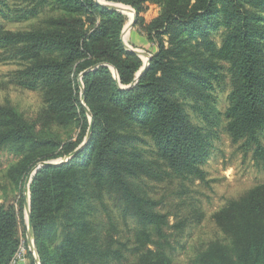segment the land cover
I'll return each instance as SVG.
<instances>
[{"label": "trees", "instance_id": "1", "mask_svg": "<svg viewBox=\"0 0 264 264\" xmlns=\"http://www.w3.org/2000/svg\"><path fill=\"white\" fill-rule=\"evenodd\" d=\"M32 1L39 8L50 0ZM51 1L63 14L48 19L45 28L10 31L1 22L12 12L9 0H0V52L24 66L11 82L43 92L47 121L81 128L75 141L64 142L52 132L40 134L15 107L0 104V150L13 146L22 156L16 182L86 141L91 122L80 78L93 118L85 147L67 162L41 167L30 184L39 261L119 262L125 246L103 236L104 225L95 220L110 196L139 226L137 264H174L167 254L169 216L140 183L170 177L205 182L204 166L222 126L234 143L254 145L255 159L264 160V0H106L131 6L137 25L157 45L134 86L144 62L121 41L128 17L95 0ZM147 3L161 7L148 23L142 15ZM222 30L218 46L213 35ZM226 71L232 89L222 112L217 91ZM145 136L155 149L146 148ZM16 204L18 209L0 202V264H10L20 246L24 198ZM214 218L226 240L212 241L191 264H264V184Z\"/></svg>", "mask_w": 264, "mask_h": 264}, {"label": "rangeland", "instance_id": "2", "mask_svg": "<svg viewBox=\"0 0 264 264\" xmlns=\"http://www.w3.org/2000/svg\"><path fill=\"white\" fill-rule=\"evenodd\" d=\"M119 5L129 7L133 12L131 6ZM9 6L12 12L9 18H2L1 22L5 29L10 31L45 28L48 19L63 14L60 6L51 0L39 8H35V2L32 0H9ZM32 9H35L36 14L29 13ZM160 13L159 5L147 3L142 15L148 23ZM125 15L128 17L124 32L125 42L153 56L157 45L148 41L141 26L136 24L129 31L128 26L132 19L126 13ZM213 39L221 46L223 30L215 33ZM192 52L201 55L200 48H193ZM7 57L5 52H0V104L15 107L28 122L36 126L40 134L52 132L64 142L75 141L81 132L80 126L76 123L64 124L44 119L42 112L47 104L43 92L12 83L13 73L24 66L19 61L6 60ZM145 58L142 60L146 61ZM226 73V81L217 91L218 108L222 112L228 106V95L232 89L229 72ZM217 130L219 135L213 142L212 156L204 166L207 174L205 182L170 177L163 181L144 178L140 183L146 194L159 201V212L169 216L170 227L167 231L171 235V243L167 248V254L174 264H191L212 241H225V234L215 222V214L250 189L264 184V160L255 159V146L246 145L244 141L234 143L224 126ZM144 138L149 143L146 148L155 149L150 138L147 136ZM262 144L264 146V137ZM19 154L13 146H5L0 150V202L8 206L14 205L16 209H18L16 203L21 196L26 201L29 199V191L25 186L34 172H28L22 181L16 182L15 169L22 158ZM105 206V209L100 208L95 220L104 225L103 236H113L119 244L125 246L121 260L112 264H137L138 256L133 252L135 235L139 228L137 221L126 217L119 202L110 196L105 198ZM20 237L21 242L29 244L28 215L25 208L20 225ZM115 246L118 247L117 244ZM32 258L33 256H28L27 264L33 263Z\"/></svg>", "mask_w": 264, "mask_h": 264}, {"label": "water", "instance_id": "3", "mask_svg": "<svg viewBox=\"0 0 264 264\" xmlns=\"http://www.w3.org/2000/svg\"><path fill=\"white\" fill-rule=\"evenodd\" d=\"M96 3L110 9V10H113V11H118V12H121L123 14L124 13V9L122 8V6H120L118 3H112V2H107L106 0H104L105 2H100L99 0H95ZM131 9L133 10L134 12V15H133V18L132 20L130 21L129 23V26H128V29L129 31L137 24V15H136V12L135 10L131 7ZM124 32H125V27L122 31V35H121V41L122 43L124 44V46L136 53L141 59L142 58H147L146 61H143L144 64H143V67L141 68V70L138 72L137 74V77L135 79V81L131 84V86H134L137 81L139 80V77L144 74L147 70V68L149 67L150 65V62H151V59H152V55H150L149 53L147 52H144V51H139L131 46H129L125 40H124ZM111 69L115 75V77L118 79V73H117V70L111 66ZM79 85L80 87L82 88V93H81V100H82V104L86 110V112L88 113L89 117H90V128H89V131H88V135L86 137V141L84 143H82L74 152H72L71 154H69L68 156H66L65 158L61 159V160H53V161H46V162H42L40 163L39 165H37L35 168H34V172H33V175L32 177L30 176L28 178V182L26 184V189L29 191V199L28 201L25 200V209L27 210V215H28V239H29V245L30 247L32 248V250L35 252L36 254V259L35 261L36 262H40L39 261V257H38V254H37V250H36V246H35V239H34V228H33V223H32V216H31V194H30V184L32 182V179L34 177V175L37 173V171L43 167V166H48V165H56V164H60V163H63V162H67L69 161L70 159L74 158L86 145V142L87 140L90 138L91 134H92V131H93V118H92V115L90 113V110L89 108L86 106L85 104V96H84V84L81 80V78L79 79Z\"/></svg>", "mask_w": 264, "mask_h": 264}, {"label": "built area", "instance_id": "4", "mask_svg": "<svg viewBox=\"0 0 264 264\" xmlns=\"http://www.w3.org/2000/svg\"><path fill=\"white\" fill-rule=\"evenodd\" d=\"M29 253L32 254L35 264H40V262H36V254L30 247V245L24 242H20V246L11 260L10 264H27Z\"/></svg>", "mask_w": 264, "mask_h": 264}, {"label": "bare ground", "instance_id": "5", "mask_svg": "<svg viewBox=\"0 0 264 264\" xmlns=\"http://www.w3.org/2000/svg\"><path fill=\"white\" fill-rule=\"evenodd\" d=\"M100 1L103 2V0H100ZM122 8L124 9L125 13L132 19L133 18V12L130 10V8L129 7L127 8V7H124V6H122ZM127 32H128V29L126 30V33ZM145 60H146V58H145Z\"/></svg>", "mask_w": 264, "mask_h": 264}]
</instances>
